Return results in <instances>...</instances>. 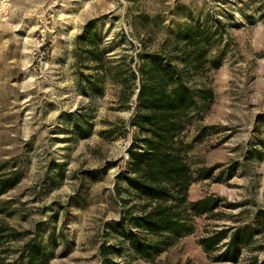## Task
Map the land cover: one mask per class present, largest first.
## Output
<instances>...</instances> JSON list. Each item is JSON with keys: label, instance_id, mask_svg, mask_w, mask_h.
Listing matches in <instances>:
<instances>
[{"label": "rangeland", "instance_id": "1", "mask_svg": "<svg viewBox=\"0 0 264 264\" xmlns=\"http://www.w3.org/2000/svg\"><path fill=\"white\" fill-rule=\"evenodd\" d=\"M150 54L196 63L193 92L211 91L179 136L186 199L210 209L150 261L110 255L264 264V0H0V178L17 179L0 193V264H32V243L44 264H98V245L115 242L103 227L135 133L130 71ZM219 229L246 231L235 261L227 236L198 243Z\"/></svg>", "mask_w": 264, "mask_h": 264}, {"label": "trees", "instance_id": "2", "mask_svg": "<svg viewBox=\"0 0 264 264\" xmlns=\"http://www.w3.org/2000/svg\"><path fill=\"white\" fill-rule=\"evenodd\" d=\"M148 57L137 66L136 73L130 71V77L137 79L134 111L128 122L135 133L124 165L114 179L113 192L121 203L119 215L104 222L103 227L115 242L98 245V264H136L125 258L114 260L110 255L122 251L150 261L191 232L193 216L210 209L208 197L192 202L186 199L191 177L179 136L185 129L188 110L198 103L204 105L211 91L198 87L193 92L189 74L196 63L185 58L181 63L161 62L155 54ZM16 180L0 178V193ZM246 234L240 229L228 233L227 229H219L199 237L198 243L207 252L227 236L222 256L235 261ZM25 251L29 263L44 264L48 259L49 252L37 243L29 244Z\"/></svg>", "mask_w": 264, "mask_h": 264}]
</instances>
